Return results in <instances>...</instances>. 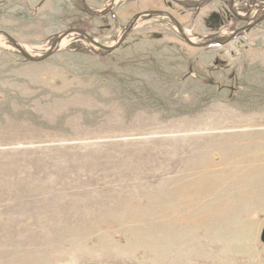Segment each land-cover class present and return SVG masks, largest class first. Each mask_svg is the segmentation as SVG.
Returning <instances> with one entry per match:
<instances>
[{"label": "rangeland", "instance_id": "obj_1", "mask_svg": "<svg viewBox=\"0 0 264 264\" xmlns=\"http://www.w3.org/2000/svg\"><path fill=\"white\" fill-rule=\"evenodd\" d=\"M212 3L178 16L196 45L225 24ZM56 4L0 32L38 58L65 31L113 46L130 23L128 0L93 20ZM257 35L192 47L153 18L108 55L71 34L39 63L0 37V264H264Z\"/></svg>", "mask_w": 264, "mask_h": 264}, {"label": "flooded vegetation", "instance_id": "obj_2", "mask_svg": "<svg viewBox=\"0 0 264 264\" xmlns=\"http://www.w3.org/2000/svg\"><path fill=\"white\" fill-rule=\"evenodd\" d=\"M51 1L52 0H1L0 16H25L32 11L39 12L42 16H47L53 8L50 6ZM64 1L65 0H57L58 4L54 7L60 9ZM115 1L116 0H70L71 7L74 10L72 16H83L88 20L116 16L115 11L117 3H115ZM139 1L140 0H128L130 5L128 6L127 4L125 16H131L130 22L135 16H144V13L154 11L160 12V16H165L161 18L170 22L173 28H175V26L170 19H173L182 29L184 26L178 16H193L194 13H192V11L198 10L208 5L210 2H213L209 9L210 11L205 16L212 17V19L217 18V20L224 18L225 24L210 35L211 38L209 42H214L210 46H227L231 41L242 38L244 34L246 37L249 36V33L254 30L258 32L255 42H257L259 38L263 39L264 37V28L255 29L259 28V26L264 23V0H145V4L161 1L166 9H153L147 7V5L140 4V9L136 10L138 7H135V4ZM125 3H127V1ZM152 19L153 18L147 19L144 17L139 22H148ZM212 19H210L211 24L213 22ZM261 19L263 20L260 21ZM227 26L229 30H231V34L222 40L219 39V34L225 30ZM109 28H111V26ZM82 33L90 37L88 34ZM228 39H230V41L226 42Z\"/></svg>", "mask_w": 264, "mask_h": 264}, {"label": "water", "instance_id": "obj_3", "mask_svg": "<svg viewBox=\"0 0 264 264\" xmlns=\"http://www.w3.org/2000/svg\"><path fill=\"white\" fill-rule=\"evenodd\" d=\"M144 16H135L132 21L128 24V26L126 27V29L124 30L121 38L118 40V42L113 45V46H104L99 44L96 40L86 36L85 34H83L82 32L79 31H74V30H68L65 31L64 33L60 34L50 45L49 49L46 51V53L38 58H35L33 56H30L28 53H26L24 51V49L22 48V45H20L19 43H17L15 40H13L12 38H10L8 35L0 32V37H3L9 44L10 46L21 56L22 59H24L26 62L29 63H39L44 61L45 59L49 58L56 50H57V46L59 45V43L67 38L69 35L71 34H76L77 36H79L80 38H83V40L90 45L93 49H97L100 52H102L104 55H108L111 52H113L115 49H117L120 44L126 39V37L129 35V33L134 29V27L138 24V22L142 19V18H147V19H151V18H161V17H165V16H160L161 13L160 12H147L143 14ZM172 21V23L174 24L177 34L181 37V39L189 46L192 47H207L210 46L211 44H213L214 42H209V43H205L202 45H196L194 43H192L185 35L183 29L173 20L170 19ZM263 19H261L260 21H262ZM230 41V39H228L226 42ZM261 241L264 244V230L262 231V235H261Z\"/></svg>", "mask_w": 264, "mask_h": 264}, {"label": "bare ground", "instance_id": "obj_4", "mask_svg": "<svg viewBox=\"0 0 264 264\" xmlns=\"http://www.w3.org/2000/svg\"><path fill=\"white\" fill-rule=\"evenodd\" d=\"M115 3H117V0L115 1ZM186 37H187L190 41L193 42V38H192L191 36H189L188 34H186ZM69 42H70V40H69L68 37L65 38V39H63V40L59 43V45L57 46V49H58V47H59V48H62V47H64V46H66ZM2 45H3V41L0 40V46H2ZM22 48H23L24 51H25L26 53H28V54H32V53H33L32 48L29 47V46H22Z\"/></svg>", "mask_w": 264, "mask_h": 264}]
</instances>
